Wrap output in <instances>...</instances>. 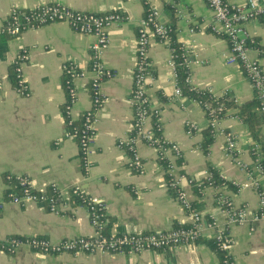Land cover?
Instances as JSON below:
<instances>
[{
    "label": "crops",
    "instance_id": "obj_1",
    "mask_svg": "<svg viewBox=\"0 0 264 264\" xmlns=\"http://www.w3.org/2000/svg\"><path fill=\"white\" fill-rule=\"evenodd\" d=\"M244 4L247 0H226ZM264 2V0H260ZM61 4L73 10L104 14L114 9L129 16L128 22L108 28L109 47L103 54L105 66L113 77L101 87L108 102L99 110L97 131L90 147L92 167L83 169L76 139H65L71 130L65 106L69 96L64 85L62 66L74 63L90 68L92 35H83L66 23L48 24L28 30L17 37L0 34V232L3 236H38L58 243L75 237H92L87 208L75 205L72 189L79 186L87 196L100 198L105 204L107 234L150 233L169 231L189 225L188 212L169 191L165 169L158 151L144 143L137 150L144 164L142 173L130 166V153L118 146L133 130L134 108L131 103L133 75L137 62V30L147 8L159 12L160 21L173 27L176 41L191 46L203 61L191 67V84L209 89L216 95L227 93L240 107L258 100L244 70L228 64L230 44L227 38L212 32L214 15L205 0H0V28L13 8L29 10L39 5ZM148 6V7H147ZM247 30L254 40L253 48L264 49V19L252 20ZM253 49L250 55L259 59L264 71V59ZM27 50L28 61L22 65L31 95L20 96L14 89V62ZM171 52L156 37H151L149 58L153 79L147 80V94L152 106L161 111L162 137L178 144L185 162L184 170L196 182L207 177L208 161L220 176L232 183L247 182L243 166H253L252 147L259 145L264 157V116L260 114L257 137L249 124L232 108L220 121V126L236 137L237 157L226 151L224 135H216L210 152L202 148L204 131L209 120L195 100L175 97V80L169 64ZM77 102L72 110L74 124H81L90 108L89 80L77 79ZM254 107V106H253ZM189 125H194L191 133ZM151 127V123L147 125ZM29 178L36 190L56 186L61 195L59 213L46 206L29 203L24 206L9 202L7 194L14 183L7 175ZM188 198L204 216L203 237L196 243L174 250L141 253L40 254L21 246L12 254L0 250V264H220L212 249L217 228L226 226V213L218 198L228 199L235 207L246 208L249 214L258 211V194L249 188L237 191L228 188H205L201 195L184 181ZM215 220V228L209 225ZM234 243L231 256L234 264H264V222H247L229 228Z\"/></svg>",
    "mask_w": 264,
    "mask_h": 264
},
{
    "label": "built area",
    "instance_id": "obj_2",
    "mask_svg": "<svg viewBox=\"0 0 264 264\" xmlns=\"http://www.w3.org/2000/svg\"><path fill=\"white\" fill-rule=\"evenodd\" d=\"M144 4L145 1L143 0ZM214 15L215 24L212 32L216 35L227 38L230 44V56L227 58L228 64L240 66L251 85L253 86L260 101V111L264 113V71L259 59L251 57L250 52L254 47V40L247 30V24L252 20L264 19V2L260 0H247L244 4H232L226 0H205ZM148 7V6H147ZM129 16L121 10L114 9L104 14H93L73 10L61 4L39 5L29 10L13 8L4 25L0 28V34L9 37H17L28 30H35L48 24L66 23L71 29L83 35H92L95 42L91 46L90 68L88 70L79 68L74 63H65L62 66L64 75V85L68 92V102L65 106L67 123L71 130L65 134V139H76L78 141L83 169L88 172L92 167L89 161L90 147L97 131L98 112L108 102L101 87L105 81L113 77V72L108 69L103 62V54L109 47L108 28L113 24L128 22ZM173 27L160 21V14L152 8H147L146 14L139 21L137 30V62L133 75V89L131 103L134 108L133 130L126 140L118 141V146L130 153V166L135 171L142 173L144 164L137 150L139 143L147 144L158 151L159 159H166L169 162L167 174V186L177 190V200L188 212L191 218L189 226H180L169 231L150 233H125L107 234L104 228L107 226L104 202L94 196H87L79 186L72 189V193L84 200L95 234L92 237H75L65 239L58 243H52L44 237L38 236H3L0 232V250L9 254L16 251L21 246L28 247L40 254H62V253H87V254H109L120 253H141L145 251H165L174 250L180 246L196 244L203 237L204 216L200 211L194 209L188 198L184 187V181L189 186L196 182L189 178L184 170L185 162L183 154L175 143H169L162 137L161 111L152 106V102L147 94V80L153 79L149 49L151 37H156L165 44L170 52L169 64L172 68L175 80V97H182V92L177 82V60L180 56L186 70L189 72L188 82L191 83V67L194 64H201L203 61L194 53L191 46L181 45L180 54L174 47L172 34ZM264 59V49H256ZM27 50L18 56L14 62V73L16 76L14 89L22 97H29L31 91L23 74L22 65L28 61ZM88 79L90 85V108L84 112L81 124L77 129H72L74 119L72 110L77 102V90L75 81L77 79ZM3 90V83L0 81V91ZM209 90V89H208ZM214 97H224L227 93L216 95L209 90ZM201 106V104L199 103ZM202 107V106H201ZM209 120V126L216 135H224L226 151L230 156L237 157V141L234 134L226 132L221 126L219 119L215 117L208 107L202 108ZM149 122L151 127L148 128ZM191 133L194 125L188 126ZM158 133V135H157ZM160 134V135H159ZM253 166L243 168L247 171V182L238 185V190L249 188L258 194V211L249 214L246 208L235 207L224 198H218V203L226 213V226L217 228L213 241L220 247L221 251L234 264L231 256L233 239L230 236L229 228L233 225H243L247 222H264V167L261 163L259 145H254ZM7 180L15 183L17 190L8 192L9 202L24 206L29 203H36L46 206L49 211L59 213V203L61 200L60 191L56 186L49 190H36L32 182L26 176L8 174ZM210 181V174L207 173ZM209 187L214 188L210 183ZM209 225L213 228L217 226L215 220H211ZM224 264H227L226 262Z\"/></svg>",
    "mask_w": 264,
    "mask_h": 264
},
{
    "label": "trees",
    "instance_id": "obj_3",
    "mask_svg": "<svg viewBox=\"0 0 264 264\" xmlns=\"http://www.w3.org/2000/svg\"><path fill=\"white\" fill-rule=\"evenodd\" d=\"M172 38L173 41L175 40V43L173 44L174 47L177 50V53L180 54V50H181V45L176 41L175 38V34L173 32L172 34ZM177 82H178V86L182 92V96L187 97L191 100H195L198 103L201 104L202 108L205 109V107H208V109H210L213 114L215 115V117L219 118V119H224L229 111L232 108H238V112H237V116L244 122H246L247 124H249L250 128H251V132L252 134L255 136V138L257 137V133H258V124H260L259 121V116L260 114H258V112H260V101L259 99L257 101L254 102H249L246 104L241 105L240 107H238L233 99L227 95L224 97H214L208 89H199L194 87L191 83L188 82V75L189 72L186 70V68L183 65L182 62V58L179 56L178 60H177ZM15 80H16V76L15 73L13 71V82L15 85ZM254 106V107H253ZM264 116V113H261ZM79 127V122L75 123L72 129H77ZM204 141L202 143V148L203 151L206 155L209 154L210 152V147L213 144L216 134L213 132V130L211 129L210 126H208V128L204 131ZM158 135V133H157ZM160 135V134H159ZM254 151L255 149L252 147L251 149V154L252 156H254ZM264 153V150H263ZM161 164L163 165L165 171H167L168 166H169V162L166 159H160ZM263 167H264V157L262 158L261 161ZM208 173L210 174V181L208 180L207 177H205L202 181L200 182H194L192 184L194 193L197 195H201L202 191L205 188L209 187V184L211 183L214 188H228L234 191L238 190V186H236L234 183L227 181L225 179H223L219 172L212 166V164L208 161ZM166 174V179L169 181V175L167 174V172H165ZM15 186V190L18 189V187L16 186V184L14 183ZM169 191L175 196L177 197V190L169 187ZM71 201L75 204V205H84V200L78 196H74ZM192 206L194 209L195 206L192 203ZM181 226H189V225H181ZM180 227V226H178ZM104 232L107 233V226L104 228ZM211 247L212 249L218 254L219 258H220V264H224L225 262L228 264L231 261V257L226 256L220 249V247L218 246V244L213 241L211 243Z\"/></svg>",
    "mask_w": 264,
    "mask_h": 264
}]
</instances>
